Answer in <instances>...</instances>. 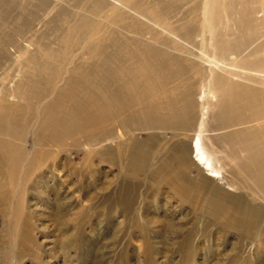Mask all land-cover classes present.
<instances>
[{"label": "bare ground", "instance_id": "1", "mask_svg": "<svg viewBox=\"0 0 264 264\" xmlns=\"http://www.w3.org/2000/svg\"><path fill=\"white\" fill-rule=\"evenodd\" d=\"M23 2L0 0V194L15 200L14 239L28 241L23 188L67 139L131 175L166 174L181 194L195 167L205 208L258 225L264 0ZM31 129L34 151L16 142Z\"/></svg>", "mask_w": 264, "mask_h": 264}, {"label": "rangeland", "instance_id": "2", "mask_svg": "<svg viewBox=\"0 0 264 264\" xmlns=\"http://www.w3.org/2000/svg\"><path fill=\"white\" fill-rule=\"evenodd\" d=\"M16 142L37 149L32 129ZM70 142L65 151L55 146L23 188L19 234L28 244L11 231L14 198L0 194V264H264V214L257 226L248 219L236 228L221 222L205 208L212 192L195 167L181 194L166 174L134 176V168L126 173L99 161L100 146ZM8 187L14 194L19 185Z\"/></svg>", "mask_w": 264, "mask_h": 264}]
</instances>
